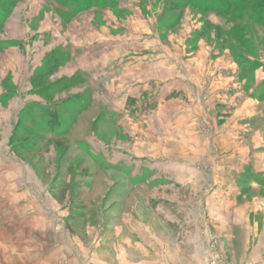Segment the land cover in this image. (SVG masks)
<instances>
[{
    "label": "rangeland",
    "instance_id": "rangeland-1",
    "mask_svg": "<svg viewBox=\"0 0 264 264\" xmlns=\"http://www.w3.org/2000/svg\"><path fill=\"white\" fill-rule=\"evenodd\" d=\"M187 1L0 0V264H114L116 250L208 264L210 241L260 261L264 188L242 187L196 249L157 217L159 200L198 202L216 167L252 169L264 150V23L250 13L244 38Z\"/></svg>",
    "mask_w": 264,
    "mask_h": 264
},
{
    "label": "crops",
    "instance_id": "crops-1",
    "mask_svg": "<svg viewBox=\"0 0 264 264\" xmlns=\"http://www.w3.org/2000/svg\"><path fill=\"white\" fill-rule=\"evenodd\" d=\"M259 156L261 160H259V162L255 161V164L252 167V169L251 168L249 169V166H247L245 162L244 164L239 163V165L233 167L225 166L224 169H222L221 165L220 167L217 168L215 164L216 168L214 171L217 181L215 180L216 184L212 187V190L207 194V196L201 198L200 200H198V202H195L196 200H194V202L193 201L183 202L181 198L176 196L174 197V200L172 202L157 200L158 205L160 207L158 210H156L158 211L157 217L164 224H166V221H170V222L172 221L173 227L177 232H179V230L183 228L190 230L191 236L195 237L194 240L196 241V243L199 238L198 235L200 233V230L202 231L204 228H205L204 234L207 233L208 235L211 227L212 229L215 228L216 231H219L222 235L223 230L229 226V218H225V214H223L224 212H226L225 209L232 208L230 207V205L237 204L238 201L241 202L243 201L242 203H245L244 200H246L247 194H245V190L242 187L247 188V186L251 185L257 189L264 188V184H263L264 183V150L259 153ZM247 169L253 171L252 173L253 176H250L251 180H246L245 174L247 173ZM162 171H163L162 168H160L158 172L162 173ZM219 173H222L223 177L219 176L220 175ZM247 181H251L252 183L248 184ZM178 185H174V187L178 188ZM245 207L243 208L244 211H246ZM207 209L210 212L209 220L207 219L206 213L203 212V210L205 211ZM214 211L216 212V214L222 213V215L215 216L213 214ZM242 216L243 218L245 217L244 214H242ZM245 219L246 218H244V220ZM238 221H241L240 218L238 219ZM147 233L151 236H154V233L151 232L149 228L147 229ZM178 237H181V235H178ZM196 243L194 244L195 249L197 248L198 245V243L197 244ZM181 244L182 242H180V240L177 239L176 247L178 248V250L182 248ZM156 245L159 247L158 248L159 250L161 248L162 252H165L167 249L166 247L168 246L167 243L162 242V240L160 239H157ZM205 246L208 250V245L205 244ZM130 247L132 250L136 248L140 250V252L143 251L145 254L149 253V251L147 250L148 247H144L142 245L135 246L133 244H130ZM116 252L119 254L118 250H116ZM117 253L114 264H135L133 261L129 259L128 256L129 250H123L122 252L123 254L117 255ZM76 264H82V263L77 262ZM101 264L104 263L101 262ZM140 264H148V263L141 262ZM153 264H165V260L156 261L153 262Z\"/></svg>",
    "mask_w": 264,
    "mask_h": 264
},
{
    "label": "trees",
    "instance_id": "trees-1",
    "mask_svg": "<svg viewBox=\"0 0 264 264\" xmlns=\"http://www.w3.org/2000/svg\"><path fill=\"white\" fill-rule=\"evenodd\" d=\"M113 1L115 0H73L72 4L67 5V7H73L75 9L74 12H77L81 11L82 9L92 7V5H94L95 3H97V5L102 3L112 4ZM182 1L184 2L187 0ZM203 1H205V3ZM193 4L194 7H197V9L200 8L203 12H216L226 15L227 17L229 16L235 21H240L239 23L241 24H236V30L238 31L239 35L242 34L244 38H246L245 36L247 35L246 30L251 31L249 33H252V35L256 36L255 31H252L251 29V23L253 24V22H248L250 13H253L258 18L260 23H264V0H194ZM5 7L7 9L6 4H4V7L2 8ZM247 22L250 24H248ZM228 39L229 35L226 34V40ZM260 42L262 43V41ZM257 46L259 45L256 44V47ZM240 63L243 64L246 62L240 61ZM245 194H248V191L246 192L245 190Z\"/></svg>",
    "mask_w": 264,
    "mask_h": 264
},
{
    "label": "built area",
    "instance_id": "built-area-1",
    "mask_svg": "<svg viewBox=\"0 0 264 264\" xmlns=\"http://www.w3.org/2000/svg\"><path fill=\"white\" fill-rule=\"evenodd\" d=\"M208 264H233L227 256L223 254L215 244L210 241L208 244ZM240 264H264V254L262 255L260 261L258 262H243Z\"/></svg>",
    "mask_w": 264,
    "mask_h": 264
}]
</instances>
